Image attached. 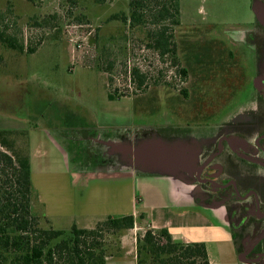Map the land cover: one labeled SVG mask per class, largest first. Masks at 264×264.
<instances>
[{
	"label": "rangeland",
	"instance_id": "rangeland-1",
	"mask_svg": "<svg viewBox=\"0 0 264 264\" xmlns=\"http://www.w3.org/2000/svg\"><path fill=\"white\" fill-rule=\"evenodd\" d=\"M175 1L178 24L130 26L128 0H0V31L23 46L20 53L0 44V132H9L0 150L34 151L33 186L61 216L50 224L35 197L31 213L61 239L72 226L95 229L107 215L138 211L130 251L152 218L169 224L175 241L204 243L210 264H253L236 255L229 210L206 206L203 189L213 186L195 182L191 190L174 178L194 183L215 142L264 131V8L253 0ZM162 25L174 55L153 48L151 31ZM131 68L142 86L129 80ZM145 174L164 179L146 188L142 210L134 181ZM262 225L241 227L236 244L244 247ZM102 244L118 257V237L104 234Z\"/></svg>",
	"mask_w": 264,
	"mask_h": 264
},
{
	"label": "trees",
	"instance_id": "trees-1",
	"mask_svg": "<svg viewBox=\"0 0 264 264\" xmlns=\"http://www.w3.org/2000/svg\"><path fill=\"white\" fill-rule=\"evenodd\" d=\"M128 1L129 15L124 21L130 26L144 23L145 19L155 26L170 18L172 24H178L175 0ZM167 30L162 25L150 35L153 48L161 56L175 53L172 36L166 34ZM0 44L23 52L22 43L4 31H0ZM128 78L138 86L144 82V76L136 68L130 69ZM108 98L113 99L110 94ZM4 133L9 132H0V138ZM0 144L5 146L2 139ZM160 176L145 174L140 177ZM34 197L28 155L21 157L0 150V264H106L109 255L103 248V235L119 238L124 231L134 228L132 214L107 215L95 229L72 226L69 236L61 239L62 231L37 227V217L31 213ZM139 217H143L142 214ZM232 237L237 249L236 238ZM135 264H210V261L204 243L178 242L166 228H149L136 235Z\"/></svg>",
	"mask_w": 264,
	"mask_h": 264
},
{
	"label": "flooded vegetation",
	"instance_id": "flooded-vegetation-1",
	"mask_svg": "<svg viewBox=\"0 0 264 264\" xmlns=\"http://www.w3.org/2000/svg\"><path fill=\"white\" fill-rule=\"evenodd\" d=\"M256 2L264 8V0ZM261 21L264 24V16ZM260 82L264 83V78ZM193 177V186L195 182L202 187L213 186L203 189L206 206L221 205L229 210L226 215L234 237L241 227L250 231L263 224L258 236L249 234L246 245H237L236 250L245 261L264 264V131L253 130L239 136L237 141L226 137L215 142ZM251 210L254 213L250 216Z\"/></svg>",
	"mask_w": 264,
	"mask_h": 264
},
{
	"label": "crops",
	"instance_id": "crops-1",
	"mask_svg": "<svg viewBox=\"0 0 264 264\" xmlns=\"http://www.w3.org/2000/svg\"><path fill=\"white\" fill-rule=\"evenodd\" d=\"M34 151L28 155L29 158V165H30V173H31V184H32V188L35 191L36 194V199L38 201V203L40 205H42L43 210H44V217L50 222V224L53 222L52 220H55L54 218H57L60 215V212L58 211L57 206H55L54 204H52V202L50 201V197H46L45 195L42 196L41 193H39V190L37 188H35L33 186V176H34V168H33V163H34ZM133 175V174H132ZM167 179L172 178V175H168L165 176ZM159 179H164V178H158V177H154V178H145V177H136L135 181H134V187L137 193V199H134V203L141 204V208L142 210H145V208L148 206V204L145 202L144 200V191L146 190L147 187H150L154 181H158ZM174 181H176L177 185L179 186H186L189 189L192 190V188L194 187L191 184H185L186 182H182L181 180L174 178ZM154 199V198H153ZM112 204L114 205V208H116V204L120 206V199L118 201H114ZM117 210V209H114ZM153 210V209H152ZM137 212L134 211V213H132V215L135 217ZM139 213L143 214L142 216L145 217V219L148 218V215L145 211H139ZM68 215L70 216V218H73L75 216V214L73 213H68ZM67 215V216H68ZM85 217H88L87 214L84 215ZM89 217H93V216H89ZM59 219V218H58ZM148 227L152 228V229H160V228H171L169 224H164V223H155L154 220L151 218L149 220L148 218ZM94 224V223H93ZM136 220H135V224H134V228L124 231L121 236L118 238V245H119V254L117 255L118 257H114V256H108L106 258V264H135V237L132 238V242L134 243V250L130 251L129 250V237H133L135 236V229H136ZM172 231L169 230V233H171ZM181 237H184L188 242H192L189 239H187L185 236L180 235ZM197 242V241H195ZM133 253V254H131ZM208 254V252H207ZM236 255H238V253L236 252ZM209 257V256H208Z\"/></svg>",
	"mask_w": 264,
	"mask_h": 264
},
{
	"label": "water",
	"instance_id": "water-1",
	"mask_svg": "<svg viewBox=\"0 0 264 264\" xmlns=\"http://www.w3.org/2000/svg\"><path fill=\"white\" fill-rule=\"evenodd\" d=\"M240 260L243 262L242 257H240Z\"/></svg>",
	"mask_w": 264,
	"mask_h": 264
}]
</instances>
